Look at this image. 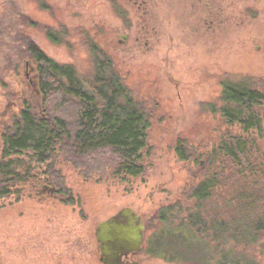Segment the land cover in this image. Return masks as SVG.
<instances>
[{"label":"rangeland","instance_id":"374dc122","mask_svg":"<svg viewBox=\"0 0 264 264\" xmlns=\"http://www.w3.org/2000/svg\"><path fill=\"white\" fill-rule=\"evenodd\" d=\"M19 2L25 17L20 19L21 28L27 26L24 36L54 62L71 65L78 75L87 77L93 47L106 55L132 97L150 115V127L141 176H113L111 169L102 166L113 160L109 153L99 155L98 166L96 157H86L85 168L56 159L53 175L60 188L58 199H0V264H100L95 227L120 209L138 212L149 235L162 232L160 209L178 203L184 190L200 179L216 176L229 198L231 188L250 186V177L243 180L237 175L229 159L220 168L222 159L207 156L226 128L215 114L222 83L264 85L261 0H230V26L220 24L199 33L191 22L184 23L182 14L170 16L163 0L152 7L147 4L145 12L125 0ZM8 5V0H0V25L5 22L14 30L15 21L12 26V19L1 15ZM224 17L220 13V19ZM121 33L128 36L122 44L118 42ZM1 50L0 131L26 104L41 109L32 62L24 53L21 59L12 48ZM178 140L190 153L188 160L177 156ZM258 143L262 151L264 137ZM182 218L176 217L170 227L176 229L158 239L167 249L158 248L160 254L152 257L140 254L141 260L214 264L207 244L191 237L189 242L186 230L177 231ZM259 246L258 259L264 264V244Z\"/></svg>","mask_w":264,"mask_h":264},{"label":"trees","instance_id":"16d2710c","mask_svg":"<svg viewBox=\"0 0 264 264\" xmlns=\"http://www.w3.org/2000/svg\"><path fill=\"white\" fill-rule=\"evenodd\" d=\"M8 1L1 15L12 19V26L14 20L18 29L12 30L1 22L0 50L4 53L12 48L21 59L24 53L32 62L41 109L26 104L0 131V199L9 192L17 193L16 186L30 171L43 167L54 170L56 159L85 168L86 157H96L98 166L99 155L109 153L113 160L101 165L111 169L113 176H141L150 115L132 97L108 57L93 47L92 70L87 77L78 75L71 65L54 62L24 36L27 26L21 28L19 0ZM25 24L34 23L30 20ZM215 114L226 128L207 157L222 159H218L220 168L229 159L236 174L243 180L250 177L251 184L231 188L230 198L223 195V185L216 176L187 187L182 200L160 209L162 232L154 233L151 254H160L158 248L163 246L158 239L176 229L171 230L172 222L182 215L177 231L186 230L189 242L197 239L207 244L210 262L261 264L258 256L262 254L259 244H264V143L261 151L258 140L264 137V85L225 80ZM176 150L180 159H189L183 140L177 141Z\"/></svg>","mask_w":264,"mask_h":264},{"label":"flooded vegetation","instance_id":"af4514ba","mask_svg":"<svg viewBox=\"0 0 264 264\" xmlns=\"http://www.w3.org/2000/svg\"><path fill=\"white\" fill-rule=\"evenodd\" d=\"M125 1H127V3L129 4L131 3V5L133 7H136L137 10L145 12L147 6L149 5L150 7H152L153 3H155L157 0H125ZM261 1H262V9L264 10V0ZM163 2L164 4H166V10L168 11V14L170 16L176 14H182V16L185 18L184 23L186 24V22L189 23L191 22L192 25H194L193 28H196L195 30L198 33H199V29H203L204 31L208 29L213 30L219 28L220 24H225L230 26V0H163ZM220 13L224 15L226 14V17L220 19ZM127 37L128 36L125 33H121L118 42L121 44L124 43L127 40ZM13 158L15 157L14 156L8 157L6 158V161L7 160L9 161L10 159ZM48 162L49 161H46V163ZM45 169L46 168L43 167L42 169L30 171L29 175L23 174L25 176V177L23 176L24 181H19V184L15 188L18 190V192L17 193L9 192L5 199L13 198L14 200H18L21 199V197H34L38 199L53 197L58 199L60 188L54 182V180H56V176L53 175L55 174V172H52L53 170L50 171L48 169H46L45 171ZM45 172L48 173L51 172L52 175L50 174L45 175L44 174ZM64 199H66V197ZM64 199L61 198L62 202L67 201V200L64 201ZM123 209H130L134 212V214L139 215L142 220L144 230H143V239L139 249L137 251H130L129 253L122 255L121 263L130 264L132 262H136L138 264H149L144 260H141L139 256L140 254H143L148 257L154 256L153 254H151V252L152 250H154L153 248L155 245L154 233L156 231L149 233V235L146 234L147 233L146 222L138 212H136L134 209L130 207H124L120 209L118 212H116L114 215L110 216L109 218L103 221L109 220L114 217L120 219L118 213ZM98 224L96 225L94 230V239L96 242V246L100 258L99 242L97 241L96 238V230ZM99 263L103 264L100 260Z\"/></svg>","mask_w":264,"mask_h":264},{"label":"water","instance_id":"95a60500","mask_svg":"<svg viewBox=\"0 0 264 264\" xmlns=\"http://www.w3.org/2000/svg\"><path fill=\"white\" fill-rule=\"evenodd\" d=\"M118 215L120 219L114 217L100 222L97 226L99 260L103 264H122V255L137 251L143 239L144 226L139 215L130 209H123Z\"/></svg>","mask_w":264,"mask_h":264}]
</instances>
